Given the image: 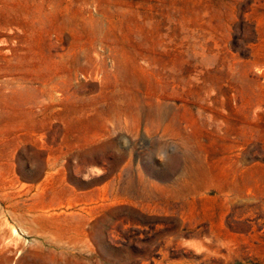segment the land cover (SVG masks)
<instances>
[{"label":"rangeland","instance_id":"obj_1","mask_svg":"<svg viewBox=\"0 0 264 264\" xmlns=\"http://www.w3.org/2000/svg\"><path fill=\"white\" fill-rule=\"evenodd\" d=\"M0 264H264V0H0Z\"/></svg>","mask_w":264,"mask_h":264}]
</instances>
